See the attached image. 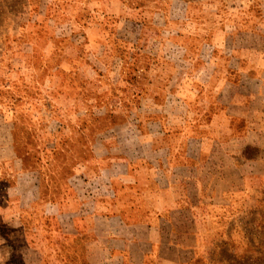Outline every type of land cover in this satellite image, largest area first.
Wrapping results in <instances>:
<instances>
[{"label": "crops", "instance_id": "obj_1", "mask_svg": "<svg viewBox=\"0 0 264 264\" xmlns=\"http://www.w3.org/2000/svg\"><path fill=\"white\" fill-rule=\"evenodd\" d=\"M196 5L182 28L158 29V52L171 45L188 67L150 87L132 124L105 139L80 132L78 156L62 125L52 132L53 116L0 117V217L35 264L198 263L207 207L239 192L245 167L260 163L245 155L259 154L264 137V33L223 27ZM140 50L148 54L144 41Z\"/></svg>", "mask_w": 264, "mask_h": 264}, {"label": "rangeland", "instance_id": "obj_2", "mask_svg": "<svg viewBox=\"0 0 264 264\" xmlns=\"http://www.w3.org/2000/svg\"><path fill=\"white\" fill-rule=\"evenodd\" d=\"M191 3L223 27L264 33V0H0V117L28 109L53 116L52 132L62 125L75 156L81 133L105 139L107 131L132 124L145 111L150 87L178 76L172 66L188 67L176 62L180 54L171 45L158 52V29L176 20L182 28ZM166 33L169 44L178 35ZM143 41L148 54L140 50ZM140 68L149 69L143 80L135 74ZM260 143L259 154L245 155L260 159L243 170L246 184L219 207H207L197 264H264V137ZM213 184L208 198L220 191L217 179ZM24 246L19 228L0 217V264L38 262Z\"/></svg>", "mask_w": 264, "mask_h": 264}]
</instances>
